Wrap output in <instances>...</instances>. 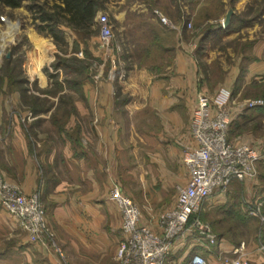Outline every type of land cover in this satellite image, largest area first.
I'll list each match as a JSON object with an SVG mask.
<instances>
[{
    "label": "crops",
    "instance_id": "obj_1",
    "mask_svg": "<svg viewBox=\"0 0 264 264\" xmlns=\"http://www.w3.org/2000/svg\"><path fill=\"white\" fill-rule=\"evenodd\" d=\"M102 1L114 30L118 31V39L115 38L111 47L114 43L125 47L130 63H120L127 70V75L124 82L118 81L123 92L129 93V100L126 101L129 115L150 107L163 120L162 126L166 130L163 129L161 135L154 138L152 148L155 153L151 160L131 167L119 136V127L115 126L116 82L111 80L109 74L107 78L95 79L85 86V100L91 108L87 114L94 120L93 138H88L79 147L75 144L70 157L61 156L65 176L61 173V167L56 168L52 164L58 155L54 152L48 156L40 155V161L46 167V173L43 174L25 143L13 144L5 149L0 155V166L24 192L41 191L46 220L54 227L63 255L49 245L25 239L13 216L0 206V264H115L117 249L125 234L119 206L110 198L114 182L112 176L119 174L131 181H123L126 193L141 208L140 224L150 227L154 232H160L158 215L176 204L174 185L187 180V167L181 155L182 146L191 139L188 125L197 96L208 95V89L201 82L199 68L189 45L182 43L177 46L178 40L182 39L185 24H177L175 0ZM157 10L176 23V27L171 28L162 22ZM233 13L236 11H232L229 24L233 20ZM61 30L65 47H72L78 40L79 32L67 23L61 25ZM242 31L243 28L235 26V31L223 38L235 36L239 40V48L246 47L238 52L235 64L231 66L230 77L220 87L210 91L208 96L216 106H230L231 101L226 97L225 90L230 91L234 97L235 88L236 98L243 91L264 83V34L246 43L247 37ZM26 32L27 36L38 38L35 30L29 28ZM46 35L39 38L52 42L53 37ZM51 42H47L46 49L39 47L25 50L26 62L22 71H27L29 76L28 79L23 78V84H36L39 88L47 86L49 81L44 63ZM57 70L60 68L54 72ZM114 70L111 69L112 72ZM5 81L2 80L0 85V124L2 120L12 117L18 107L28 110L20 89L15 87L13 93L6 95ZM259 109L254 108L235 116L231 123L242 130L239 136L243 138L234 144L247 141L258 149H264V112ZM15 117L18 118V115ZM230 127L229 132L232 130ZM236 130L234 128L232 132ZM259 130L262 132L259 133ZM165 132L169 135L164 136ZM229 132L228 138L231 140ZM259 177L260 174L255 181L246 180L249 184L247 199L261 203L264 209V177L258 180ZM234 183L237 185L236 181L231 185ZM228 197L227 194L222 202H227ZM222 202L210 200L201 214L208 207ZM215 234V244L197 233L191 234L184 242L173 244L170 264L186 263L194 253L205 257L207 264H224V258L233 257V248L242 242H245L249 253V264H264V253L258 249L263 244L261 241L245 240L242 237L233 240L224 232Z\"/></svg>",
    "mask_w": 264,
    "mask_h": 264
},
{
    "label": "rangeland",
    "instance_id": "obj_2",
    "mask_svg": "<svg viewBox=\"0 0 264 264\" xmlns=\"http://www.w3.org/2000/svg\"><path fill=\"white\" fill-rule=\"evenodd\" d=\"M48 1L49 5L52 4L51 0ZM99 1L102 2V0ZM37 2L42 5L46 0H37ZM259 2L261 0H175V19L177 24H185L182 39L178 40L177 46H181L183 43L188 44V48H192L191 53L196 59L201 75V82L206 84L208 95L210 91L212 92L220 87L227 77H230L232 74L231 66H234L238 52H241L246 47L242 46L239 48L240 43L239 40L235 39V36L223 38L232 33L233 30L235 31V26L238 29L243 28L242 32L247 37L246 43L249 42V39H258L263 36L264 13L257 16L259 14L258 10L262 8V5L258 6ZM32 3L31 0H23L22 5L17 8L0 5V46L3 51L0 59V85L2 79H5L7 96L16 90V85L12 84L14 80H17V78L19 80L23 78L28 79L29 75L27 71H22V66L26 62L25 50L38 49L39 47L46 49L47 42H51L45 38H39L40 36L46 37L47 35L37 28L39 19L34 20V12L29 9ZM237 9L240 11H237ZM230 10L236 11L235 14L233 13L231 24L226 26L230 27V30L227 32L222 31L221 33L219 31L212 32L204 40H200L207 29L219 24L225 27L224 20ZM98 12L108 13L103 6ZM188 23H191L190 27L186 26ZM29 28L37 32L38 38L31 35L27 36L26 30ZM59 28H61V25ZM76 31L79 32L78 40L75 41L72 47H65L63 42L55 40H52V45L48 46L44 68H51L52 74L55 73L57 75L56 78L52 79L45 71L49 81L46 87L39 88L36 84L29 83L26 85L21 83L20 87H17L22 91L24 90L21 95L32 104L25 103L28 110L18 107L16 112L12 113V117L2 120L0 124V155L2 156L5 149L7 150L13 144L25 143L31 155L35 157L36 164L40 166L43 174L46 173V167L40 161V155L42 156V154L44 156H48L52 152L58 154L55 161H52V164L54 167L60 168L62 165L61 158L63 156L64 158L65 156L70 157L69 155L72 153L75 144L79 147L83 142H87L88 138H93L94 120L87 114L91 108L85 100V86L95 79L107 78L110 74L111 80L116 82L115 126L119 127V136L126 149V154L129 156L128 161L132 165L130 166L136 167L144 161L149 162L155 153V150L152 148L154 138L157 139L163 132V129L166 130V128L162 126L163 120L150 107L137 110L131 116L129 115L130 113L126 107L129 93L123 92V87L118 83L119 80L124 82L127 75V70H124L123 66L120 65V63H129L126 57V48H122L118 43H114V46L110 47L106 53L99 50L101 42L100 27L97 23L93 26L91 25L88 29H76ZM114 34L115 38H117L118 31L116 29L114 30ZM122 50H124L125 54ZM8 51H10V57L6 56ZM113 56L114 59H111ZM60 59H73L80 64L76 63V68L75 66L71 69L62 67L59 71L54 72L56 69L53 71L52 64ZM8 60H10L9 63ZM13 68L14 71L12 73L10 70ZM112 68L115 69L113 72L111 71ZM118 72L119 76L117 75ZM73 82L77 83L72 84ZM8 85H11V87ZM233 89L234 97H232L229 106L232 112L235 111L237 104L244 103L246 100H264V87L255 85L251 89L243 91L242 95L236 98L235 88ZM34 100L40 101L39 108L38 104L34 103ZM33 107L38 110L35 111ZM248 110L251 109L244 110L241 113ZM15 115H18V118ZM233 117L234 120L235 114ZM190 121L188 132L191 139L187 140L182 146L181 155L186 147L192 146L194 142L190 132ZM232 126L230 127L232 130L229 132L231 141L241 140L243 137L239 135H241L242 130L233 126L235 130L238 128L233 133L234 128ZM168 135L169 133L165 132L164 136ZM137 152L138 155L136 154ZM5 171L0 166L1 176L15 183L9 176V173ZM258 172L260 174L258 180H260L261 176L264 177V162L258 165ZM61 173L64 174L62 167ZM112 180L114 181L112 187L117 185L127 195L124 182L129 183L131 181L124 179L119 174L113 175ZM179 184L176 183L174 185L176 195V188ZM236 184L234 183L230 186L227 202L208 207L202 214V219L209 223L217 234L224 232L230 235L233 240L236 238L241 239L242 237L245 240L254 239L260 241L264 235V226L261 225L258 218L246 213L248 206L257 203L253 200L248 201L247 199L249 189L247 181H236ZM16 185L18 186V184ZM34 192L39 193L41 203L45 209L41 191L36 190L31 193ZM129 197L132 198L131 195ZM132 199L135 201L134 198ZM151 209L153 208L149 210ZM48 226L56 247L60 249L63 255V250L59 245L54 227L49 223ZM22 236L28 240L26 233L23 232ZM49 246L56 251L51 241H49ZM57 253L59 254V252Z\"/></svg>",
    "mask_w": 264,
    "mask_h": 264
},
{
    "label": "built area",
    "instance_id": "obj_3",
    "mask_svg": "<svg viewBox=\"0 0 264 264\" xmlns=\"http://www.w3.org/2000/svg\"><path fill=\"white\" fill-rule=\"evenodd\" d=\"M156 13L169 27H176L158 10ZM97 22L100 27L99 47L108 50L115 40L114 25L106 12L98 15ZM186 26L190 27L191 23ZM224 93L231 101V92L225 90ZM263 105L262 99L246 100L237 104L238 108L232 112L230 107L216 106L206 94L197 96L190 121L194 142L182 153L188 177L184 183L177 185L175 206L158 215L160 232L140 224L138 204L117 185L112 187L110 198L119 206L125 234L117 249L116 264H170L173 244L184 242L193 233L207 238L212 244L217 242V235L210 224L200 217L206 203L212 199L219 203L224 201L233 181L257 180L258 165L264 160V149H258L251 142L234 144L229 140L233 115ZM0 206L13 216L29 241L45 245L51 241L62 255L55 245L39 193H26L0 174ZM246 213L258 218L264 226L261 203L248 206ZM258 249L264 253V244ZM232 253L233 257L224 258V264H249L245 242L233 248ZM179 264H207V260L194 253L188 262Z\"/></svg>",
    "mask_w": 264,
    "mask_h": 264
},
{
    "label": "trees",
    "instance_id": "obj_4",
    "mask_svg": "<svg viewBox=\"0 0 264 264\" xmlns=\"http://www.w3.org/2000/svg\"><path fill=\"white\" fill-rule=\"evenodd\" d=\"M23 0H0V5L10 7V8H17L22 5ZM33 3L29 6V9L34 12L33 19L37 20L39 19V22L37 24V28L40 31L45 32V34H50L53 37V40L55 41H61L63 42L61 28H59L60 25L67 23L68 25L72 26L74 29L78 30H85L88 29L91 25L98 24L96 20L97 12L98 10L103 6V1L99 0H51L52 4H48V0L44 4H38L37 0H31ZM236 1V0H235ZM37 2V3H36ZM260 10H258L259 15L264 13V0H261L259 2L258 6H261ZM36 13V14H35ZM38 15V16H37ZM256 16V17H257ZM67 21V22H66ZM230 30V27H223L222 24L215 25L209 29L206 30L204 35L200 38V40H204L207 36H209L212 32H227ZM10 60H8L9 63ZM80 64L76 62L73 59H67L63 60L60 59L54 64H52L53 71L54 69L58 68H73L75 65ZM76 68V66H75ZM74 68V69H75ZM12 73L14 71V68L10 70ZM45 71L49 74V77L56 78V74H52L51 68H46ZM76 71V69H75ZM11 76V75H9ZM3 80V79H2ZM14 80L12 84H15L16 87H20L22 81ZM77 82H73L72 84H76ZM259 87H264V83L257 84ZM21 93L24 92V90H20ZM25 103L32 104L30 101H27L25 98ZM35 104H38L39 108V100H34ZM35 108V107H33ZM37 108V106H36ZM35 108V111L38 109ZM261 109L262 112H264V105L261 107H258ZM259 109V110H260ZM200 217L202 218V214H200ZM261 243L264 244V235L260 239Z\"/></svg>",
    "mask_w": 264,
    "mask_h": 264
},
{
    "label": "water",
    "instance_id": "obj_5",
    "mask_svg": "<svg viewBox=\"0 0 264 264\" xmlns=\"http://www.w3.org/2000/svg\"><path fill=\"white\" fill-rule=\"evenodd\" d=\"M231 15H232V11H229V12L227 13V15H226L225 20H224V26H225V27L229 25V23H230V19H231ZM10 55H11V54H10V51H8L7 54H6V56H7V57H10Z\"/></svg>",
    "mask_w": 264,
    "mask_h": 264
},
{
    "label": "bare ground",
    "instance_id": "obj_6",
    "mask_svg": "<svg viewBox=\"0 0 264 264\" xmlns=\"http://www.w3.org/2000/svg\"><path fill=\"white\" fill-rule=\"evenodd\" d=\"M0 50H1V52H3V51H2V47H1V46H0ZM1 57H2V56L0 55V59H1Z\"/></svg>",
    "mask_w": 264,
    "mask_h": 264
}]
</instances>
